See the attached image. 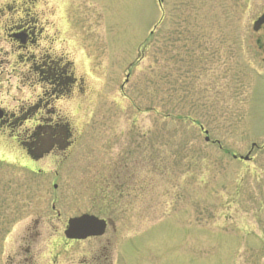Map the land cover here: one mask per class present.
I'll return each mask as SVG.
<instances>
[{
  "label": "rangeland",
  "instance_id": "rangeland-1",
  "mask_svg": "<svg viewBox=\"0 0 264 264\" xmlns=\"http://www.w3.org/2000/svg\"><path fill=\"white\" fill-rule=\"evenodd\" d=\"M73 2L74 144L33 163L0 134V264H264V0ZM84 214L105 235L65 240Z\"/></svg>",
  "mask_w": 264,
  "mask_h": 264
},
{
  "label": "flooded vegetation",
  "instance_id": "flooded-vegetation-1",
  "mask_svg": "<svg viewBox=\"0 0 264 264\" xmlns=\"http://www.w3.org/2000/svg\"><path fill=\"white\" fill-rule=\"evenodd\" d=\"M73 1L57 0L58 9L50 0H12L0 7V76L21 83L9 92L12 107H0V134L33 163L74 144L72 120L63 109L76 110L86 80L77 70L82 20Z\"/></svg>",
  "mask_w": 264,
  "mask_h": 264
},
{
  "label": "water",
  "instance_id": "water-1",
  "mask_svg": "<svg viewBox=\"0 0 264 264\" xmlns=\"http://www.w3.org/2000/svg\"><path fill=\"white\" fill-rule=\"evenodd\" d=\"M264 26V13L255 21L253 30L258 32ZM207 134V133H206ZM209 141V138L206 139ZM245 161L249 157L242 158ZM107 224L94 216L83 215L79 218H73L68 221V227L65 236L69 240L83 241L88 238L101 237L104 235Z\"/></svg>",
  "mask_w": 264,
  "mask_h": 264
},
{
  "label": "trees",
  "instance_id": "trees-1",
  "mask_svg": "<svg viewBox=\"0 0 264 264\" xmlns=\"http://www.w3.org/2000/svg\"><path fill=\"white\" fill-rule=\"evenodd\" d=\"M178 96H181V97L184 96L185 97V93L180 92Z\"/></svg>",
  "mask_w": 264,
  "mask_h": 264
}]
</instances>
